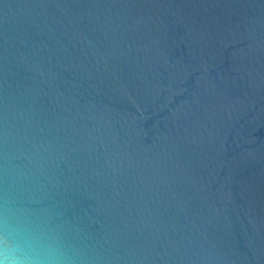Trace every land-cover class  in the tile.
<instances>
[{
  "label": "water",
  "instance_id": "1",
  "mask_svg": "<svg viewBox=\"0 0 264 264\" xmlns=\"http://www.w3.org/2000/svg\"><path fill=\"white\" fill-rule=\"evenodd\" d=\"M16 209L61 264H264V0H0Z\"/></svg>",
  "mask_w": 264,
  "mask_h": 264
},
{
  "label": "clouds",
  "instance_id": "2",
  "mask_svg": "<svg viewBox=\"0 0 264 264\" xmlns=\"http://www.w3.org/2000/svg\"><path fill=\"white\" fill-rule=\"evenodd\" d=\"M58 257L55 238L34 214L20 209L0 214V264H61Z\"/></svg>",
  "mask_w": 264,
  "mask_h": 264
}]
</instances>
